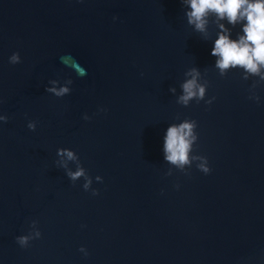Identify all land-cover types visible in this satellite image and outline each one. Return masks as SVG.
<instances>
[{"label": "water", "instance_id": "obj_1", "mask_svg": "<svg viewBox=\"0 0 264 264\" xmlns=\"http://www.w3.org/2000/svg\"><path fill=\"white\" fill-rule=\"evenodd\" d=\"M186 9L0 0V264H264V81L215 67L219 24L235 39L241 23L210 15L201 33ZM190 68L210 105L177 103ZM185 119L197 121L190 158L206 156L207 174L199 160L181 171L164 158L167 128ZM59 148L77 154L88 191L58 165ZM33 220L41 236L22 247Z\"/></svg>", "mask_w": 264, "mask_h": 264}, {"label": "clouds", "instance_id": "obj_2", "mask_svg": "<svg viewBox=\"0 0 264 264\" xmlns=\"http://www.w3.org/2000/svg\"><path fill=\"white\" fill-rule=\"evenodd\" d=\"M183 3L187 5L185 15L188 24L193 25L198 32H207L206 25L209 23L208 17L210 15H215L217 20L226 18L228 23L233 26L241 23L242 34L238 33L235 39L231 38L230 30L224 24H219L221 31L214 41L211 55L217 57L215 67L219 69L221 76L225 75L228 69L239 67L244 69L247 74L258 76L259 81H264V72L261 71V68L264 67V0H183ZM20 59L19 53L14 52L9 57V62L16 64L20 62ZM184 75L191 76V78L186 79L181 84L182 95L177 98V103L188 106L192 100L197 103L205 100L208 82H200L198 79L201 75L199 70L190 68ZM243 79L247 80L248 75H245ZM254 88L255 84L253 85ZM48 91L55 93L57 97H62L69 92V89L61 87L59 89L51 88ZM170 91L174 93L175 88H170ZM250 93V99L259 101L260 98L254 91L250 90ZM214 99L213 96L205 100V103L210 105ZM100 111H105V109L102 108ZM8 119L7 115H0V121L7 122ZM84 119L88 120L91 117L85 115ZM27 127L35 130L36 121L29 120ZM196 128L197 121L195 119H185L179 124H171L164 137V158L169 163L176 165L181 171L185 165L191 166L193 160H199L201 163L197 165V168L207 174L211 169L206 156L199 155L190 158L192 147L198 140ZM57 155L63 158L57 163L66 169L68 177L73 182L83 177L82 187L88 191L91 188L93 178L82 166L77 154L70 148H59ZM68 161L77 163L75 171L68 168ZM166 175H171V172L169 171ZM102 179L99 175L95 177L98 182H102ZM91 191L93 195L98 194L97 189H91ZM31 227L33 231L28 235H20L16 238L22 247L28 246L29 241L41 236L37 221L33 220ZM80 251L87 255V250L83 246Z\"/></svg>", "mask_w": 264, "mask_h": 264}]
</instances>
